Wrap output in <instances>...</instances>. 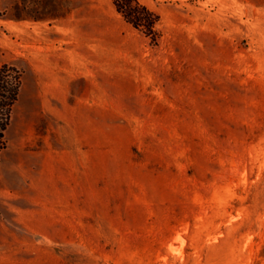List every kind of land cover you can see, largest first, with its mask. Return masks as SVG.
I'll return each mask as SVG.
<instances>
[{
	"label": "rangeland",
	"instance_id": "rangeland-1",
	"mask_svg": "<svg viewBox=\"0 0 264 264\" xmlns=\"http://www.w3.org/2000/svg\"><path fill=\"white\" fill-rule=\"evenodd\" d=\"M138 1L0 0V264H264V0Z\"/></svg>",
	"mask_w": 264,
	"mask_h": 264
},
{
	"label": "trees",
	"instance_id": "trees-1",
	"mask_svg": "<svg viewBox=\"0 0 264 264\" xmlns=\"http://www.w3.org/2000/svg\"><path fill=\"white\" fill-rule=\"evenodd\" d=\"M112 2L127 22L154 39L152 27L157 17L145 5L138 0H112ZM22 74V70L13 63L0 64V152L6 147L5 131L19 96Z\"/></svg>",
	"mask_w": 264,
	"mask_h": 264
},
{
	"label": "crops",
	"instance_id": "crops-1",
	"mask_svg": "<svg viewBox=\"0 0 264 264\" xmlns=\"http://www.w3.org/2000/svg\"><path fill=\"white\" fill-rule=\"evenodd\" d=\"M38 57L39 59H34L32 64V72L37 79L35 93L37 95L68 94V80L61 73L66 66L60 62L58 51H43Z\"/></svg>",
	"mask_w": 264,
	"mask_h": 264
}]
</instances>
